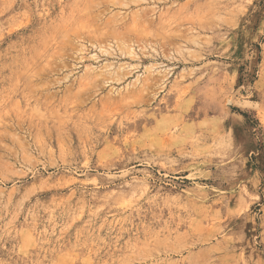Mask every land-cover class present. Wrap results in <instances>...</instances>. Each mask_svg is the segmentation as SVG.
<instances>
[{
  "label": "rangeland",
  "instance_id": "rangeland-1",
  "mask_svg": "<svg viewBox=\"0 0 264 264\" xmlns=\"http://www.w3.org/2000/svg\"><path fill=\"white\" fill-rule=\"evenodd\" d=\"M0 264H264V0H0Z\"/></svg>",
  "mask_w": 264,
  "mask_h": 264
}]
</instances>
